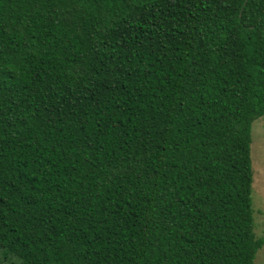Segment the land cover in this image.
Instances as JSON below:
<instances>
[{
    "label": "trees",
    "instance_id": "obj_1",
    "mask_svg": "<svg viewBox=\"0 0 264 264\" xmlns=\"http://www.w3.org/2000/svg\"><path fill=\"white\" fill-rule=\"evenodd\" d=\"M264 0H0V264H253Z\"/></svg>",
    "mask_w": 264,
    "mask_h": 264
},
{
    "label": "rangeland",
    "instance_id": "obj_2",
    "mask_svg": "<svg viewBox=\"0 0 264 264\" xmlns=\"http://www.w3.org/2000/svg\"><path fill=\"white\" fill-rule=\"evenodd\" d=\"M251 162L253 182L251 200L256 237L264 239V115L255 119L251 128ZM253 264H264V244L258 250Z\"/></svg>",
    "mask_w": 264,
    "mask_h": 264
},
{
    "label": "snow or ice",
    "instance_id": "obj_3",
    "mask_svg": "<svg viewBox=\"0 0 264 264\" xmlns=\"http://www.w3.org/2000/svg\"><path fill=\"white\" fill-rule=\"evenodd\" d=\"M262 221H264V218H262ZM262 228H264V223H262Z\"/></svg>",
    "mask_w": 264,
    "mask_h": 264
}]
</instances>
